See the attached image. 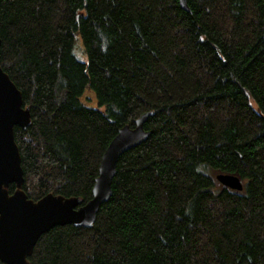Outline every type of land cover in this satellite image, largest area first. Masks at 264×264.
Here are the masks:
<instances>
[{
  "label": "trees",
  "instance_id": "1",
  "mask_svg": "<svg viewBox=\"0 0 264 264\" xmlns=\"http://www.w3.org/2000/svg\"><path fill=\"white\" fill-rule=\"evenodd\" d=\"M186 3L0 0V68L30 112L14 128L28 199L84 205L117 131L151 114L93 227L51 229L28 264H264V0Z\"/></svg>",
  "mask_w": 264,
  "mask_h": 264
},
{
  "label": "water",
  "instance_id": "2",
  "mask_svg": "<svg viewBox=\"0 0 264 264\" xmlns=\"http://www.w3.org/2000/svg\"><path fill=\"white\" fill-rule=\"evenodd\" d=\"M177 1L183 11L189 12L186 0ZM150 115L142 114L133 128L124 126L117 131L102 155L92 197L84 205L77 198L52 194L34 202L22 190L23 171L14 141L15 127L26 130L30 126V112L23 107L20 91L0 68V262L28 264L38 239L55 227L92 228L100 207L112 196L118 159L145 142L149 133L144 124ZM215 179L230 190L243 189L235 176L219 174ZM10 184L15 187L12 194L7 190Z\"/></svg>",
  "mask_w": 264,
  "mask_h": 264
},
{
  "label": "rangeland",
  "instance_id": "3",
  "mask_svg": "<svg viewBox=\"0 0 264 264\" xmlns=\"http://www.w3.org/2000/svg\"><path fill=\"white\" fill-rule=\"evenodd\" d=\"M76 53L80 55V49L79 46L76 47ZM83 60V59H81ZM82 103L89 108H95L103 111V107H98L94 95L90 91H86L82 97Z\"/></svg>",
  "mask_w": 264,
  "mask_h": 264
},
{
  "label": "flooded vegetation",
  "instance_id": "4",
  "mask_svg": "<svg viewBox=\"0 0 264 264\" xmlns=\"http://www.w3.org/2000/svg\"><path fill=\"white\" fill-rule=\"evenodd\" d=\"M10 186H14V185H13V184H10V185L8 186V189H7V190H8V193H9V189H10L9 187H10ZM14 190H15V187H14ZM14 190H13V192H14ZM13 192H12V193H13ZM12 193H9V194H12Z\"/></svg>",
  "mask_w": 264,
  "mask_h": 264
}]
</instances>
